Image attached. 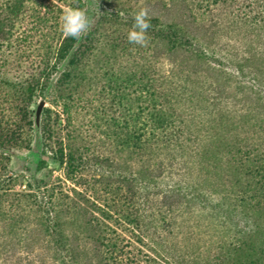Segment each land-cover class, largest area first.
Masks as SVG:
<instances>
[{
  "label": "rangeland",
  "instance_id": "rangeland-1",
  "mask_svg": "<svg viewBox=\"0 0 264 264\" xmlns=\"http://www.w3.org/2000/svg\"><path fill=\"white\" fill-rule=\"evenodd\" d=\"M185 2L33 0L28 3L27 15L17 29L12 51L29 46V54L35 60L42 55H54L59 36L63 34L61 10L67 6H82L91 21L88 35L78 39L68 56L82 38H94L96 46L84 65L73 70L77 74L80 70V78L64 88H56L55 82L63 72L71 70L69 57L59 63L52 60L55 68L47 82L48 88L43 94H36L29 105L33 125L22 129V135L4 130L13 129L15 115L7 109L6 114L0 112V136L3 134L0 178L4 180L0 185V248L19 249L17 255L26 260V252L31 251L30 259H35V264H57L47 254L46 242L32 236L28 182L34 179L56 182L66 190L75 187V199L83 202L87 212H94L106 222L102 227L103 235L118 238L120 245H128L132 228L121 218L123 209L115 212V206L131 177L138 178L136 184L144 194L147 193L144 188H150L154 205H150L147 215L157 220L149 237L136 244L135 252L141 260L138 264H192L195 256L203 255L210 240V235L206 234L207 216L180 206L174 196L169 197L170 191L177 184L198 181L205 183L203 188L206 189L207 184H213L211 179L227 188L235 178L229 179L228 171L224 170L226 158L236 155L240 160V152L258 149V144L264 143V25L234 22L233 14L244 12L239 9V3L209 7L204 0ZM141 8H147L151 17L147 47L131 44L127 39L134 16ZM249 11L247 8L245 12ZM173 22L208 45L206 48H210L216 58L210 61L212 67L217 68L216 74L205 73L200 66L193 67L191 54L177 56L175 64L173 56H162L156 30L161 24ZM23 35L27 36V41ZM0 53H6L5 48ZM5 68H8L5 77L12 82L25 80L34 69L30 61L22 62L19 67ZM184 85L192 91L202 86L210 106L207 113L204 111L206 116L198 118L202 123L191 131L187 127L193 126V121L184 108L188 102L181 97ZM159 88L169 95L168 100H156ZM61 98H68L67 106L64 107ZM162 104L167 122L166 127L156 131L158 134L171 136L181 130L193 133L187 139L194 142L180 143L175 159L163 153L144 155L139 148L123 144L129 128L138 129L137 123L157 114ZM214 119L221 121L217 123ZM47 120L54 132L62 136L64 146H70L85 157L77 186L68 180L65 168L52 159V152L46 150L43 128ZM183 120L185 125L180 123L185 122ZM5 131L8 133L4 135ZM181 146L186 148L182 150ZM41 161H46L48 168L39 171ZM236 165L237 161L233 167ZM142 171L144 175L140 174ZM123 200L121 198L120 202ZM68 230L71 234L78 232V225ZM75 244L85 243L81 239Z\"/></svg>",
  "mask_w": 264,
  "mask_h": 264
},
{
  "label": "trees",
  "instance_id": "trees-1",
  "mask_svg": "<svg viewBox=\"0 0 264 264\" xmlns=\"http://www.w3.org/2000/svg\"><path fill=\"white\" fill-rule=\"evenodd\" d=\"M32 1L0 0V52L4 48L6 50V53H0V90L2 89L0 92V112L6 114L4 111L7 109L14 113V124L11 125L13 129L4 130L19 135H22L25 127L33 125L29 105L36 94H43L48 88L47 82L50 81L52 71L55 68V65H52V60L55 59V63H59L64 62L69 57L68 66L71 67V70L63 72L55 82L56 88H64L72 83L75 78H80V70L79 74L74 73L73 70L80 69L84 65L96 46L94 38H90V36L82 38L83 40L79 42L73 54L68 56L78 39L65 38L62 34L59 36L60 41L55 47L54 55L51 53L42 55L39 60H35L29 54L31 53L29 46L28 48L18 46L20 48L12 51L15 48L14 37L17 29L27 15L28 3ZM173 1L186 3L187 0ZM204 2L209 7H219L222 4L232 2L239 3V9L244 10V12L243 14L234 13V22L243 25L249 22L264 25V0H204ZM71 8L82 9V6ZM247 8L251 12H245ZM61 11L63 12V10ZM156 32L159 37L162 56H173V63L175 64L177 56L188 53L191 54V59L195 63L193 67L200 66L202 71H206L205 73L216 74L217 68L212 67L210 62L216 59L214 53L208 50L210 48H206L208 45L203 43L196 34L175 22L169 25L161 24ZM22 37L24 41H27V36L23 35ZM26 61H30L34 69L25 80L15 79L12 82L5 77V69H8L5 67H19L22 62ZM178 65L180 66L177 63ZM182 88L187 93L185 94L184 91L181 93L182 100L188 102L184 108L190 113L193 121V126L187 127L191 131L202 123L198 122V118L201 119V117L206 116L204 111L206 110L207 113V109L210 107L208 106L209 101L205 99L207 93L202 86L196 87L193 91L188 90L185 85ZM156 97V100L166 101L169 95L165 94L163 88H159ZM61 99L64 100V107L67 106L68 98ZM44 111L51 113L48 108H44ZM165 111L162 104L157 114L146 116L137 123L138 129L129 128L124 136L123 144L129 148H139L144 155L163 153L168 158L173 157L175 159L176 154L174 153L178 152L177 148H180L178 145L185 140L193 141L187 139V136L191 137L193 133L186 134L181 130L182 134L178 133L171 136L158 134L156 132L158 129L166 127ZM220 121L216 120L217 123ZM180 123L185 125L186 121ZM180 127L182 126H178L179 129ZM43 129L46 138L44 144L46 150L52 152V159L65 168L68 180L71 179V182L74 181L73 184L77 186L79 183L78 174L85 164V157L70 146H64L61 140L62 136L54 132L52 124L48 120L45 121ZM8 131H5L4 135ZM2 138L3 134L0 136V139ZM258 146V149L252 151L240 152V160H237L236 155L232 159L226 158L224 170L228 171L229 179L235 178L232 179L230 185H227V188L211 179L213 184L212 182L207 184L206 189L203 188L205 183L201 184L198 181L185 185L177 184L170 191L172 194L169 197L174 196V200L180 203V206H185L186 209H194L200 214L204 213L208 218V233L206 234L210 235V240L202 252L203 255L195 256L192 264H264V143H259ZM185 148L181 146L182 150ZM157 150L161 152H157ZM236 161L238 165L233 167ZM47 168L46 161H41L38 165L39 171ZM1 173L0 175H2ZM141 173L144 175L143 171ZM3 181L0 178V185L4 183ZM137 181L138 178L130 177L127 179V184L123 188V196L117 194L120 198L115 206V212L123 209L121 214L123 212L124 214L121 218L132 228V236H129L128 245H120L118 238H108L103 235L102 227L106 222L97 218L94 212H87L83 202L75 199L73 195L76 193L75 187L66 190L65 187L56 182L43 179H34L33 182H28L30 190L28 196L31 198L33 217L32 236L35 240L46 242L45 250L57 264L141 263L138 253L135 252L138 249L136 244L142 243L145 238L149 237L151 228L156 227L157 220L155 218L150 219L147 215L150 205H154L153 193H151L150 188L145 187L147 193L144 194L139 188L140 186L136 184ZM121 198L124 200L120 202ZM79 219H81L80 223L78 222ZM75 224L78 225L79 231L75 232L77 234L74 232L71 234L68 229L70 226L75 227ZM81 239L84 240L85 244H75L77 240L80 242ZM18 252H20L19 249L15 251L14 249L0 248V264L36 263L35 259H30L31 251L26 252L27 260L19 254L17 255Z\"/></svg>",
  "mask_w": 264,
  "mask_h": 264
},
{
  "label": "clouds",
  "instance_id": "clouds-1",
  "mask_svg": "<svg viewBox=\"0 0 264 264\" xmlns=\"http://www.w3.org/2000/svg\"><path fill=\"white\" fill-rule=\"evenodd\" d=\"M150 14L147 8H141L134 16V25L127 34L131 44L147 47L150 42L148 30L151 28ZM91 27L86 12L79 8L66 7L61 16V30L65 38L80 39Z\"/></svg>",
  "mask_w": 264,
  "mask_h": 264
}]
</instances>
